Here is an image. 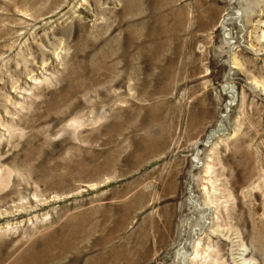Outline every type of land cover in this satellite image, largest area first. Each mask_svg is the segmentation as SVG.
<instances>
[{
    "label": "rangeland",
    "instance_id": "obj_1",
    "mask_svg": "<svg viewBox=\"0 0 264 264\" xmlns=\"http://www.w3.org/2000/svg\"><path fill=\"white\" fill-rule=\"evenodd\" d=\"M182 257L264 264V0H0V264Z\"/></svg>",
    "mask_w": 264,
    "mask_h": 264
},
{
    "label": "bare ground",
    "instance_id": "obj_2",
    "mask_svg": "<svg viewBox=\"0 0 264 264\" xmlns=\"http://www.w3.org/2000/svg\"><path fill=\"white\" fill-rule=\"evenodd\" d=\"M182 258H183V264H188V260H185V257H182Z\"/></svg>",
    "mask_w": 264,
    "mask_h": 264
}]
</instances>
